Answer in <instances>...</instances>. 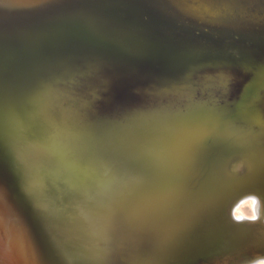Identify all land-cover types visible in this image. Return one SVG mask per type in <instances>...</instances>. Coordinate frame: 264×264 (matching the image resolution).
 <instances>
[{
	"label": "water",
	"instance_id": "1",
	"mask_svg": "<svg viewBox=\"0 0 264 264\" xmlns=\"http://www.w3.org/2000/svg\"><path fill=\"white\" fill-rule=\"evenodd\" d=\"M260 261L264 0H0V264Z\"/></svg>",
	"mask_w": 264,
	"mask_h": 264
},
{
	"label": "bare ground",
	"instance_id": "2",
	"mask_svg": "<svg viewBox=\"0 0 264 264\" xmlns=\"http://www.w3.org/2000/svg\"><path fill=\"white\" fill-rule=\"evenodd\" d=\"M252 202H253L252 199L243 201L238 207L235 208V210H234L235 216L238 218L241 216H246L248 218H252V215H251L252 211H250L252 204H253ZM244 206L248 207L247 209H249V211H250L249 213H246V211H244V210H246V209H243ZM259 264H264V261H260Z\"/></svg>",
	"mask_w": 264,
	"mask_h": 264
},
{
	"label": "rangeland",
	"instance_id": "3",
	"mask_svg": "<svg viewBox=\"0 0 264 264\" xmlns=\"http://www.w3.org/2000/svg\"><path fill=\"white\" fill-rule=\"evenodd\" d=\"M253 201V200H252ZM252 203H254V202H252ZM248 207H246V206H244L243 207V209H246V210H244V211H246V213H249L250 211H252V218H254V216H255V214H254V211H253V204H252V207H251V209H250V211H249V209H247Z\"/></svg>",
	"mask_w": 264,
	"mask_h": 264
}]
</instances>
